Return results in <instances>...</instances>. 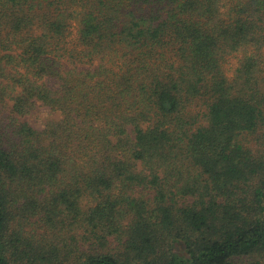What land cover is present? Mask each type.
Returning <instances> with one entry per match:
<instances>
[{"label": "trees", "instance_id": "16d2710c", "mask_svg": "<svg viewBox=\"0 0 264 264\" xmlns=\"http://www.w3.org/2000/svg\"><path fill=\"white\" fill-rule=\"evenodd\" d=\"M0 264H264V0H0Z\"/></svg>", "mask_w": 264, "mask_h": 264}, {"label": "rangeland", "instance_id": "374dc122", "mask_svg": "<svg viewBox=\"0 0 264 264\" xmlns=\"http://www.w3.org/2000/svg\"><path fill=\"white\" fill-rule=\"evenodd\" d=\"M233 64H234V60H231L229 62V64H228V67L231 68L233 66ZM45 115H46V111L44 109H41L38 112H35L34 115H33V117H32V119H31L32 120V123L34 125L38 126L39 123H40V120L42 118H44ZM252 141H253L252 146H254V148L257 149V147H259V140L256 139V138H252Z\"/></svg>", "mask_w": 264, "mask_h": 264}]
</instances>
